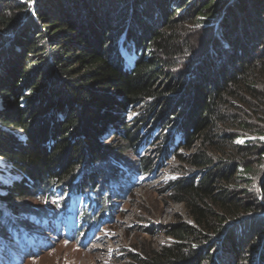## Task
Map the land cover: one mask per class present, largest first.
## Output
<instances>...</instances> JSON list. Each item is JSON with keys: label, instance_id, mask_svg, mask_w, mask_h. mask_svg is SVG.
Here are the masks:
<instances>
[{"label": "trees", "instance_id": "16d2710c", "mask_svg": "<svg viewBox=\"0 0 264 264\" xmlns=\"http://www.w3.org/2000/svg\"><path fill=\"white\" fill-rule=\"evenodd\" d=\"M179 1L0 0V158L18 175L0 181V252L11 220L25 242L77 217L85 242L172 155L162 189L191 222L117 262L264 264L263 170L249 189L264 165V0Z\"/></svg>", "mask_w": 264, "mask_h": 264}, {"label": "rangeland", "instance_id": "374dc122", "mask_svg": "<svg viewBox=\"0 0 264 264\" xmlns=\"http://www.w3.org/2000/svg\"><path fill=\"white\" fill-rule=\"evenodd\" d=\"M188 1L193 2L194 0H180L181 3L177 5V9L182 8L184 3ZM185 9L183 8V10ZM200 34V32L194 31L190 37L191 42L198 45L202 44ZM123 55L127 64H131L135 58L132 52L126 50H123ZM138 108L137 105L132 111L128 112V117L134 116L135 111L139 110ZM251 138L254 139L256 136H251ZM105 139L107 142L111 140L113 144L118 142L117 137L113 134ZM244 139L238 138L236 141L242 142ZM259 139L264 141L263 137ZM198 147L199 143L197 142L191 150L180 152L187 156ZM147 153L151 154L152 157V153L147 151L145 154ZM125 158L128 161L135 160V157L129 152L125 153ZM257 160V158H254L256 169H258ZM179 164L176 157L171 155L155 176L147 177L143 175L136 177L131 191L124 198L115 200V219L111 222H104L101 229L95 232L85 243H79L73 238L72 233L74 230L70 229V234H67L63 224L59 223L56 227L47 224L42 231L37 233L40 243L32 249L28 245L31 240L22 243L21 229L14 220H11L9 224L11 228L14 227L17 238L10 247L7 245L5 252H0V264H7L8 260L6 258L10 259L8 264H125V260L122 259V261L117 262V259L124 249L133 252L138 250L134 249L132 245L137 247L151 246L158 249L161 245L170 241V238L162 234L167 225L178 221L191 222L184 206L168 200V192L162 189L164 183L179 174L175 171ZM115 165L119 164L115 163ZM120 167H122L121 164ZM262 170L264 171V165L253 179V184L249 187L251 192L256 188L255 185L262 183ZM17 177L18 175L12 173L0 158V181L7 184ZM24 203L34 207L40 205L43 207L53 206L52 202L43 203V201L33 196L27 197ZM18 204L24 206L23 203ZM2 210L3 207L0 206V211ZM151 226L155 227V235H150L142 230ZM10 240L12 239L10 238Z\"/></svg>", "mask_w": 264, "mask_h": 264}, {"label": "bare ground", "instance_id": "6f19581e", "mask_svg": "<svg viewBox=\"0 0 264 264\" xmlns=\"http://www.w3.org/2000/svg\"><path fill=\"white\" fill-rule=\"evenodd\" d=\"M111 245V244H110Z\"/></svg>", "mask_w": 264, "mask_h": 264}]
</instances>
